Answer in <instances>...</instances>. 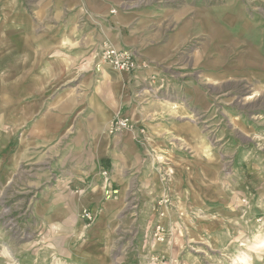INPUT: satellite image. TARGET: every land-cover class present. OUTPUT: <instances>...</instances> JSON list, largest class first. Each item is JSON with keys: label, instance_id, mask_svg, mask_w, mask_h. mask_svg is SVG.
<instances>
[{"label": "rangeland", "instance_id": "374dc122", "mask_svg": "<svg viewBox=\"0 0 264 264\" xmlns=\"http://www.w3.org/2000/svg\"><path fill=\"white\" fill-rule=\"evenodd\" d=\"M108 8L106 26L112 15L135 16L129 26L142 38L179 46L165 66L167 98L190 108L208 146L209 169L189 176L197 190L206 183L207 199L171 202L163 174L160 195L142 193L136 162L124 194L88 208L92 221L83 209L71 220L45 215L54 163L13 161L24 121L20 86L6 82L20 83L21 67L6 59L0 36V264H264V0H112Z\"/></svg>", "mask_w": 264, "mask_h": 264}, {"label": "crops", "instance_id": "0c3cea01", "mask_svg": "<svg viewBox=\"0 0 264 264\" xmlns=\"http://www.w3.org/2000/svg\"><path fill=\"white\" fill-rule=\"evenodd\" d=\"M110 2L0 0L4 56L16 57L21 67L20 83L6 82L8 90L20 86L19 115L24 121L23 145L13 161L19 167L26 159L47 156L53 161L48 172L54 183L44 213L48 217L71 220L81 209L99 208L104 198L100 170L108 171L111 189L121 196L131 186L130 168L136 162L142 193L160 195L157 184L164 175L171 180V202L196 205L207 199L206 183L198 189L206 197L199 194L198 199L189 176L209 169L208 146L190 118V108L167 98L165 66L173 63L179 46L142 38L137 26H129L135 16L112 15L113 26H106ZM107 37L112 46L129 48L141 65L150 67L133 75L107 66L98 70L96 57ZM150 76L156 79L154 86H149ZM118 114L145 128L138 145L130 134L109 135V123ZM193 153L201 159L195 162ZM180 180L184 186L177 185ZM105 204L110 207L115 201Z\"/></svg>", "mask_w": 264, "mask_h": 264}, {"label": "built area", "instance_id": "2783aa9c", "mask_svg": "<svg viewBox=\"0 0 264 264\" xmlns=\"http://www.w3.org/2000/svg\"><path fill=\"white\" fill-rule=\"evenodd\" d=\"M96 67L101 70L102 67H109L114 72L133 75L134 72L145 67L141 65L135 55L134 51L128 48L114 47L111 44H103L100 47V51L96 57ZM123 132H128L134 137L144 138L146 130L142 126L131 122L127 117L119 114L114 117L108 126V133L110 136H117ZM100 177H102L103 193L106 197H114L118 193L111 189L109 173L106 169L100 170ZM82 219L89 222L92 221L95 216L94 212L88 209H83L81 214Z\"/></svg>", "mask_w": 264, "mask_h": 264}]
</instances>
